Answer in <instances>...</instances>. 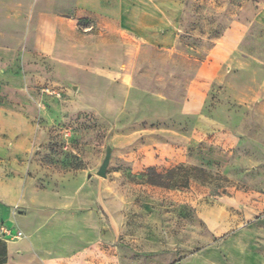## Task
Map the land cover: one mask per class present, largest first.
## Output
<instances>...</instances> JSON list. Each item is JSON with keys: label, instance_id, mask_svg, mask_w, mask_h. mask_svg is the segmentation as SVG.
I'll use <instances>...</instances> for the list:
<instances>
[{"label": "rangeland", "instance_id": "374dc122", "mask_svg": "<svg viewBox=\"0 0 264 264\" xmlns=\"http://www.w3.org/2000/svg\"><path fill=\"white\" fill-rule=\"evenodd\" d=\"M18 2V28L0 23L13 54L0 62V201L13 189L20 220L0 224L5 246L16 253L37 234L39 252L87 264H264V0H153L177 45L141 51L132 81L35 53L24 42L30 0ZM69 2L55 0L56 12L69 15ZM77 27L108 38L95 14ZM231 29L238 48L208 86L202 125L184 101Z\"/></svg>", "mask_w": 264, "mask_h": 264}, {"label": "crops", "instance_id": "0c3cea01", "mask_svg": "<svg viewBox=\"0 0 264 264\" xmlns=\"http://www.w3.org/2000/svg\"><path fill=\"white\" fill-rule=\"evenodd\" d=\"M69 1V15L56 12L55 0H30L26 9L25 44L29 42L35 53L57 64L85 69L94 77L124 81L134 73L141 51L160 48L172 53L177 45L170 19L159 11L153 0ZM23 7L18 0H0V23L4 28L8 29L14 24L18 28L19 23L12 20L14 14L23 11ZM90 14L100 18L108 38H99L95 32H81L78 29V20L88 18ZM238 38V33L233 29L221 37L208 61L198 65L188 88L189 95L184 101L183 112L198 115L202 125L209 124L202 115L208 101V86L211 82L220 83L217 70L238 48ZM12 55L9 48H0V62ZM260 89L263 100L259 109L264 117V78ZM12 190L1 197L0 224L20 222L12 210ZM25 220L29 222L31 231L39 218L29 215ZM44 240L37 234L31 235L28 241L18 243L20 250L16 253L12 244L7 243L5 262L2 264H87L86 256L79 253L39 252L34 243L40 245Z\"/></svg>", "mask_w": 264, "mask_h": 264}, {"label": "water", "instance_id": "95a60500", "mask_svg": "<svg viewBox=\"0 0 264 264\" xmlns=\"http://www.w3.org/2000/svg\"><path fill=\"white\" fill-rule=\"evenodd\" d=\"M73 90H75V87H73ZM110 155H111V148L107 145L106 149H105V155L103 157V160L100 164V166L98 167L97 171H96V175L99 177L104 178L106 176V169L109 163V159H110Z\"/></svg>", "mask_w": 264, "mask_h": 264}, {"label": "built area", "instance_id": "2783aa9c", "mask_svg": "<svg viewBox=\"0 0 264 264\" xmlns=\"http://www.w3.org/2000/svg\"><path fill=\"white\" fill-rule=\"evenodd\" d=\"M4 235H5V238L10 239V240H16L22 237L21 232L19 231L13 232L11 230H5Z\"/></svg>", "mask_w": 264, "mask_h": 264}, {"label": "trees", "instance_id": "16d2710c", "mask_svg": "<svg viewBox=\"0 0 264 264\" xmlns=\"http://www.w3.org/2000/svg\"><path fill=\"white\" fill-rule=\"evenodd\" d=\"M6 249H5V241L0 240V264L5 262Z\"/></svg>", "mask_w": 264, "mask_h": 264}]
</instances>
